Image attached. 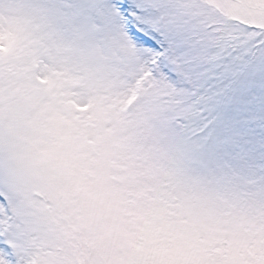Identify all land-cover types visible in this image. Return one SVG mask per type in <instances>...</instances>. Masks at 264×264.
Listing matches in <instances>:
<instances>
[{"label":"snow or ice","instance_id":"6c2138e0","mask_svg":"<svg viewBox=\"0 0 264 264\" xmlns=\"http://www.w3.org/2000/svg\"><path fill=\"white\" fill-rule=\"evenodd\" d=\"M0 264H264V0H0Z\"/></svg>","mask_w":264,"mask_h":264}]
</instances>
